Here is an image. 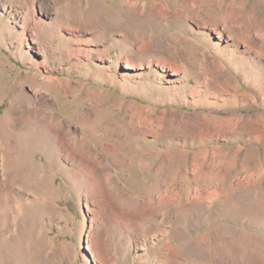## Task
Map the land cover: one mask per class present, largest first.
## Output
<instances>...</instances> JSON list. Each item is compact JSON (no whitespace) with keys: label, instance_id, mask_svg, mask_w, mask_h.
I'll return each instance as SVG.
<instances>
[{"label":"rangeland","instance_id":"rangeland-1","mask_svg":"<svg viewBox=\"0 0 264 264\" xmlns=\"http://www.w3.org/2000/svg\"><path fill=\"white\" fill-rule=\"evenodd\" d=\"M0 264H264V0H0Z\"/></svg>","mask_w":264,"mask_h":264},{"label":"bare ground","instance_id":"bare-ground-1","mask_svg":"<svg viewBox=\"0 0 264 264\" xmlns=\"http://www.w3.org/2000/svg\"><path fill=\"white\" fill-rule=\"evenodd\" d=\"M23 2H24V1H23ZM26 4L30 5L31 2L29 1V2H27ZM26 4H25V5H26ZM29 7H30V6H29ZM25 9H27V8H25ZM28 11H29L28 13L31 14V13H30L31 10L28 9ZM28 13H27V14H28ZM41 13H42V12H41ZM49 14H50V13H49ZM42 15H43V14H42ZM46 17H48V16L46 15ZM27 19H28V18H27ZM42 24H43V23H42ZM48 27H49V25H48V23H47L46 28H48ZM46 28H45V29H46ZM37 30H38V28L36 27V28H35V33L33 34L35 39H38V38H39V37H38V32H39V31H37ZM31 49H32V51H33V48H31ZM4 118H5V117H4ZM1 120H2V119H1ZM5 121H6V120H5ZM3 122H4V119H3ZM4 123H5V122H4ZM53 123H54V121H53L51 124H53ZM58 127H60V126H55L54 129H57ZM60 129H61V128H60ZM52 131H53V130H52ZM57 131H58V130H57ZM52 134H53V133H52ZM60 134H61V133H60ZM57 135H59V134L57 133ZM57 135H56V136H57ZM53 136H54V135H53ZM50 137H51V136H50ZM59 137H60V136H59ZM57 138H58V137H57ZM47 139H49V138H47ZM47 139H46V140H47ZM54 139H55V138H54ZM58 139H59V138H58ZM61 139H62V138H61ZM54 141H55V140H54ZM61 141H62V140H61ZM47 142L49 143V141H47ZM62 143H63V142H62ZM30 145H31V143H30ZM30 147H31V146H30ZM55 155H56V154H55ZM15 165H16V164H15ZM21 165H22V164H21ZM15 167H16V166H15ZM18 172H19V171H18Z\"/></svg>","mask_w":264,"mask_h":264}]
</instances>
